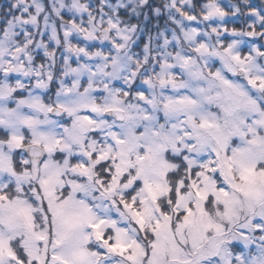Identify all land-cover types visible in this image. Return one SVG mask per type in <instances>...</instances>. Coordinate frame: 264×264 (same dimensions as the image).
<instances>
[{
    "label": "snow or ice",
    "instance_id": "obj_1",
    "mask_svg": "<svg viewBox=\"0 0 264 264\" xmlns=\"http://www.w3.org/2000/svg\"><path fill=\"white\" fill-rule=\"evenodd\" d=\"M0 264H264V0H10Z\"/></svg>",
    "mask_w": 264,
    "mask_h": 264
},
{
    "label": "trees",
    "instance_id": "obj_2",
    "mask_svg": "<svg viewBox=\"0 0 264 264\" xmlns=\"http://www.w3.org/2000/svg\"><path fill=\"white\" fill-rule=\"evenodd\" d=\"M152 2L155 3V4H159L161 2V0H152ZM194 2L199 5V4L204 3L205 0H194ZM232 2H238V0H232ZM252 3H254V4H256V5L259 6L262 3V0H252ZM4 6H6V5H4ZM2 14H3V12L0 13V15H2ZM241 23H242V21H241ZM241 23H230L228 26L229 27H235L237 29H240V28L243 27L241 25Z\"/></svg>",
    "mask_w": 264,
    "mask_h": 264
},
{
    "label": "rangeland",
    "instance_id": "obj_3",
    "mask_svg": "<svg viewBox=\"0 0 264 264\" xmlns=\"http://www.w3.org/2000/svg\"><path fill=\"white\" fill-rule=\"evenodd\" d=\"M9 3H10V0H0V13L6 11L7 7L9 6ZM220 3L226 4V3H228V0H220ZM4 5H6V6H4ZM159 22H160L161 26H163L164 19L162 18ZM234 23H241V21H237ZM241 25L243 26V23H241Z\"/></svg>",
    "mask_w": 264,
    "mask_h": 264
}]
</instances>
